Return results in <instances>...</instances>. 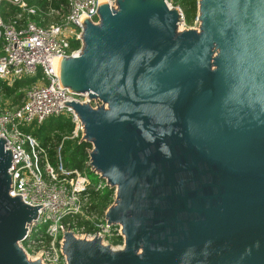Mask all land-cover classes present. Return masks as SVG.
Returning a JSON list of instances; mask_svg holds the SVG:
<instances>
[{
	"label": "water",
	"instance_id": "1",
	"mask_svg": "<svg viewBox=\"0 0 264 264\" xmlns=\"http://www.w3.org/2000/svg\"><path fill=\"white\" fill-rule=\"evenodd\" d=\"M96 16L57 75L87 93L66 106L113 188L103 223L124 241L64 232L67 264H264V0H198V29L179 30L165 0L103 2ZM5 143L0 264H41L19 245L39 206L10 196Z\"/></svg>",
	"mask_w": 264,
	"mask_h": 264
},
{
	"label": "built area",
	"instance_id": "2",
	"mask_svg": "<svg viewBox=\"0 0 264 264\" xmlns=\"http://www.w3.org/2000/svg\"><path fill=\"white\" fill-rule=\"evenodd\" d=\"M165 1L169 7H174L170 0ZM103 2L115 7V0H67L64 9L63 5L58 9L47 8V14L63 19V24L50 22L40 25L28 18L23 23L18 22L22 13L36 12L35 7L28 6L25 0H0V81L11 84L22 76H36L26 89L21 104L0 109V136L6 139L5 146L12 154L10 196H19L24 203L39 206L33 226H28L26 237L19 245L29 260L39 258L41 264H67L62 249L61 235L64 232L84 239L102 235L99 237L102 244H108L110 238L122 235L116 225L103 223L104 215L98 216L90 211L88 189L91 181L86 173L65 168L61 144L55 148L53 164L47 147L21 128L63 114L73 123L70 138L81 141L78 117L66 103L87 102V93L78 95L63 87L58 79L57 63L61 56H71L80 51L81 22L88 17L96 23L97 7ZM2 3L19 10L8 21L3 18ZM177 8L180 14L179 30H184L183 12ZM69 24L75 25L77 30L73 32L67 26ZM69 38L79 41L80 45L73 48ZM88 102L93 108L101 104L98 99ZM101 179L95 186L96 190L109 186L105 179ZM79 218L91 221L94 231L79 227ZM43 224L45 227L41 231L38 226Z\"/></svg>",
	"mask_w": 264,
	"mask_h": 264
},
{
	"label": "trees",
	"instance_id": "3",
	"mask_svg": "<svg viewBox=\"0 0 264 264\" xmlns=\"http://www.w3.org/2000/svg\"><path fill=\"white\" fill-rule=\"evenodd\" d=\"M25 1L28 6L35 7L36 12L34 14H27L28 16L22 13L18 20L19 23H23L28 18L40 25H46L57 19L56 16H53L52 19L50 18V15L47 14V8L58 9L63 5L62 7L64 9L67 6V0ZM175 2L181 5L183 12H185L187 21L192 22L197 15V0H175ZM1 10L5 21H8L11 16L15 15L19 11L16 7L7 3H2ZM79 45V41H71V46L73 48L78 47ZM35 78L36 76H22L14 79L11 84L0 81V109L6 107L5 105L9 103V99L11 107L21 104L26 89L35 81ZM31 128L33 130L32 134H30L34 136L43 146L47 147L48 155L53 164L55 162V148L58 144H61V155L65 168L70 170L78 169L84 173L87 172L92 174V180L94 182H91L88 189L91 201L89 209L98 216H103L105 207L108 208V206L113 202V188L106 185L101 190L95 189V186L101 177L93 173L87 165V161L89 160L88 150L92 147L91 143L79 141L77 138H70L73 123L67 115L63 114L48 117L40 124L36 122L30 123L28 129L24 131L29 133ZM77 225L79 227L84 226L89 232L94 231L92 222L87 219L79 218ZM42 226L41 231L44 230L45 224ZM122 240L123 238L121 236H117L112 239V242L118 244L122 242Z\"/></svg>",
	"mask_w": 264,
	"mask_h": 264
},
{
	"label": "rangeland",
	"instance_id": "4",
	"mask_svg": "<svg viewBox=\"0 0 264 264\" xmlns=\"http://www.w3.org/2000/svg\"><path fill=\"white\" fill-rule=\"evenodd\" d=\"M176 1H178V0H176ZM170 2L172 3V5L173 6H177V7H179L180 9H181V11L183 12V10H182V7H181V5L180 4H178V3H176L175 2V0H170ZM183 16H184V24H183V28L184 29H186V28H189V27H198L199 26V21L196 19V17L192 20V22H188L187 21V18L185 17V12H183ZM52 15H50V18L52 19ZM52 22H56V23H58V24H63L64 23V20L63 19H56V20H54V21H52ZM73 32L74 31H76L77 30V27L75 26V25H71V24H69V25H67ZM69 40H70V42L72 41V39H70L69 38ZM6 107H11V105H10V99H9V103H7L6 105H5ZM30 126V124H26V125H24V126H22L21 128L23 129V130H26V129H28V127ZM32 128L29 130L30 132L29 133H31L32 134ZM64 163V162H63ZM86 174L88 175V178L90 179V181L93 183L94 181L92 180V174L91 173H87L86 172ZM113 203V202H112ZM111 203V204H112ZM110 204V205H111ZM109 205V206H110ZM108 206V207H109ZM43 226L42 225H39L38 226V228L40 229V228H42ZM116 228H117V231L118 230H120V226L119 225H116ZM119 232V231H118ZM122 236V238H123V235H121ZM113 238H116V237H112V238H110L109 240H108V244H110L111 246H122L123 245V241H124V239L122 240V242H120V243H118V244H115V243H113L112 242V239Z\"/></svg>",
	"mask_w": 264,
	"mask_h": 264
}]
</instances>
